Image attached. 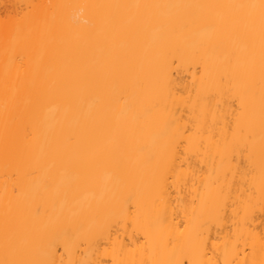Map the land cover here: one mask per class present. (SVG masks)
<instances>
[{
	"label": "bare ground",
	"instance_id": "bare-ground-1",
	"mask_svg": "<svg viewBox=\"0 0 264 264\" xmlns=\"http://www.w3.org/2000/svg\"><path fill=\"white\" fill-rule=\"evenodd\" d=\"M0 264H264V0H0Z\"/></svg>",
	"mask_w": 264,
	"mask_h": 264
}]
</instances>
